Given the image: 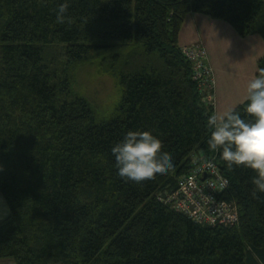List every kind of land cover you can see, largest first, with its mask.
Here are the masks:
<instances>
[{
  "label": "trees",
  "instance_id": "obj_1",
  "mask_svg": "<svg viewBox=\"0 0 264 264\" xmlns=\"http://www.w3.org/2000/svg\"><path fill=\"white\" fill-rule=\"evenodd\" d=\"M191 12L264 39V0H0V193L10 210L0 220V259L264 264L256 173L229 169L208 145L213 89L194 77L179 40ZM91 62L117 88L107 113L74 89L76 66ZM247 103L234 109L251 120ZM129 130L160 139L173 170L139 184L119 177L111 149ZM194 152L216 156L237 222L200 223L166 201Z\"/></svg>",
  "mask_w": 264,
  "mask_h": 264
},
{
  "label": "clouds",
  "instance_id": "obj_2",
  "mask_svg": "<svg viewBox=\"0 0 264 264\" xmlns=\"http://www.w3.org/2000/svg\"><path fill=\"white\" fill-rule=\"evenodd\" d=\"M68 7L66 2L59 5L57 23L65 22ZM245 100L246 113L253 119L241 118L235 109L209 116L207 124L212 131L208 145L221 153L229 169L244 166L256 173L251 181L252 196L256 198L258 192L264 193V69L247 84ZM162 146V141L149 131L129 130L111 149L119 177L139 184L173 170L172 157L161 151ZM227 183L225 180L224 185Z\"/></svg>",
  "mask_w": 264,
  "mask_h": 264
},
{
  "label": "rangeland",
  "instance_id": "obj_3",
  "mask_svg": "<svg viewBox=\"0 0 264 264\" xmlns=\"http://www.w3.org/2000/svg\"><path fill=\"white\" fill-rule=\"evenodd\" d=\"M193 23L196 24V20ZM201 23V30H205V35L201 34L197 39H191L182 46L187 48L201 43L207 49L213 69L211 85L215 95L213 99L215 114L221 115L245 101L247 84L258 74V61L264 55V39L259 32L242 36L231 24L222 19L202 20ZM57 54L61 55L62 52L57 51ZM74 73L75 91L87 96L101 112L107 113L115 99L119 97L114 80L102 74L97 64L93 62L77 65ZM194 154L196 155L193 156ZM199 154L202 153L194 152L192 157L197 158ZM203 154L205 158L212 157L211 154ZM191 195L193 202L201 211L199 196L205 199L207 195L200 194L199 189L192 191ZM0 264H9V260L0 259Z\"/></svg>",
  "mask_w": 264,
  "mask_h": 264
},
{
  "label": "built area",
  "instance_id": "obj_4",
  "mask_svg": "<svg viewBox=\"0 0 264 264\" xmlns=\"http://www.w3.org/2000/svg\"><path fill=\"white\" fill-rule=\"evenodd\" d=\"M183 52L194 61V77L201 82L203 87L212 88L213 69L204 45L200 43L187 48L183 47ZM214 98V93L209 94L208 100L213 101ZM225 180L229 183L216 156L205 158L204 154H199L197 158L192 157V168L187 174L179 178L178 187L166 195V201L200 223H235L238 220L237 207L223 198L222 195V191L228 185V183L226 186L224 185ZM196 189H199L200 194L207 195L205 199H201L199 196L201 211L199 206L193 202L191 195L192 191Z\"/></svg>",
  "mask_w": 264,
  "mask_h": 264
},
{
  "label": "crops",
  "instance_id": "obj_5",
  "mask_svg": "<svg viewBox=\"0 0 264 264\" xmlns=\"http://www.w3.org/2000/svg\"><path fill=\"white\" fill-rule=\"evenodd\" d=\"M189 13L187 16L185 23L183 24L180 33H179V40L181 45L188 43L191 39H197L198 36H201V34L205 35V30H201V21H209L212 20L213 18L202 14V13ZM190 16H193L192 19L190 20ZM196 20V24L193 23V21ZM201 32H200V31ZM200 32V35L198 34ZM9 206L8 203L5 199V197L0 193V220L8 217L9 215Z\"/></svg>",
  "mask_w": 264,
  "mask_h": 264
}]
</instances>
